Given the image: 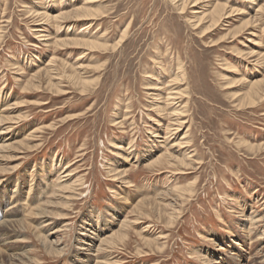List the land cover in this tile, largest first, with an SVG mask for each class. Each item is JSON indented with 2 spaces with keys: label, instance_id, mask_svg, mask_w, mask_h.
<instances>
[{
  "label": "rangeland",
  "instance_id": "374dc122",
  "mask_svg": "<svg viewBox=\"0 0 264 264\" xmlns=\"http://www.w3.org/2000/svg\"><path fill=\"white\" fill-rule=\"evenodd\" d=\"M216 1L0 0V264H264V0Z\"/></svg>",
  "mask_w": 264,
  "mask_h": 264
},
{
  "label": "bare ground",
  "instance_id": "6f19581e",
  "mask_svg": "<svg viewBox=\"0 0 264 264\" xmlns=\"http://www.w3.org/2000/svg\"><path fill=\"white\" fill-rule=\"evenodd\" d=\"M180 1V4L179 5H181V7H184L185 5H186V0H179ZM198 1V0H197ZM189 2H192V1H188V3H187V5L189 4ZM194 3L192 4V5H194V4H196V1H193ZM75 9V8H74ZM92 8H90V7H87V6H82V7H80V8H76L75 10H74V12L78 15V16H88V15H90L91 13H92V10H91ZM178 9H179V7H178ZM73 10V9H72ZM71 10V11H72ZM259 10H260V7H259ZM95 11V10H94ZM231 11H229V13H230ZM226 13H228V12H226V7H225V4H221V3H219V1L217 0L216 1V3L214 4V6H213V8L210 10V12L207 14V17L208 16H210L209 18L211 19V21H212V23H214V22H216V21H219L220 19H222V20H224L223 19V17H227L225 14ZM240 13V12H239ZM70 14V13H69ZM73 15H75V14H73ZM94 15V14H93ZM92 15V16H93ZM91 16V15H90ZM49 18V17H48ZM85 18H87V17H85ZM206 18V16H205V14L203 13L202 14V16H200L199 18H198V21L196 22V23H200V21L201 20H203V19H205ZM246 24L248 25V22H246ZM248 27V26H247ZM210 28V27H209ZM73 41H76V42H79V43H82V44H86V45H94L95 43L94 42H91L90 43V41H86V40H83V39H72ZM77 45V44H76ZM264 80V79H263ZM254 85H256V84H254ZM256 87V86H255ZM254 91V90H253ZM176 93H181V91H179V92H176ZM249 95V94H248ZM252 95V94H251ZM254 96V95H253ZM252 97V96H251ZM168 99V98H167ZM171 99V98H170ZM168 101V100H167ZM184 106V105H183ZM180 108V107H179ZM177 111H179V110H177ZM180 112H182V111H180ZM173 115H175V114H173ZM179 122V125H181V122L180 121H178ZM189 142V141H188ZM182 144H183V142H181ZM186 143V142H185ZM158 159V158H157ZM159 160V159H158ZM61 189H68V188H70L71 186H68V187H63V186H59ZM13 193H14V190H13ZM55 194V193H54ZM53 202V201H52ZM251 218V217H250ZM12 221H14L12 218L10 219L9 217H3L2 218V220L0 221L1 223H5V222H12ZM245 222V221H244ZM83 231H82V233H80L79 234V237H78V246L77 247H75V251L77 252V253H80V254H82L81 256H80V259H81V261L83 262V261H86V260H88L89 259V257L90 256H92L93 255V253H95L96 251H95V248L93 249V247H94V242H93V240H89L91 237L88 235V234H86V232H87V228H85L84 227V229H82ZM86 230V231H85ZM88 231H89V229H88ZM5 235H6V232L4 233V234H2L1 236H3V237H5ZM115 236L116 234H112L111 236ZM96 236V235H95ZM3 240H5V239H3ZM3 240H1V241H3ZM104 240V239H103ZM233 243H235V244H238L237 242H233ZM224 248V247H223ZM55 251H56V249H55ZM95 251V252H94ZM248 257L249 258H251V260L252 259H254L255 257H256V255H255V253L253 252V253H251L249 250H248ZM233 254H235V255H237V256H241V253H233ZM89 256V257H88ZM258 256V255H257ZM85 257H88L86 260H85ZM95 258V257H94ZM256 259H257V257H256ZM250 260V259H249ZM249 260H247V261H249ZM253 261V260H252ZM225 262H226V260H225ZM250 262V261H249ZM249 262H248V264H249ZM214 264H219L218 262H214Z\"/></svg>",
  "mask_w": 264,
  "mask_h": 264
}]
</instances>
